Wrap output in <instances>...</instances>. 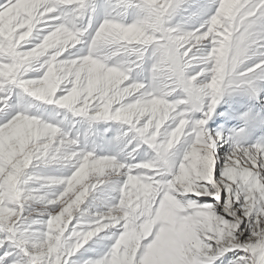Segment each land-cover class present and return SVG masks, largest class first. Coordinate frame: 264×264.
Listing matches in <instances>:
<instances>
[{"label":"snow or ice","instance_id":"snow-or-ice-1","mask_svg":"<svg viewBox=\"0 0 264 264\" xmlns=\"http://www.w3.org/2000/svg\"><path fill=\"white\" fill-rule=\"evenodd\" d=\"M188 2L0 0V264H264V117L208 125L261 99L264 0Z\"/></svg>","mask_w":264,"mask_h":264},{"label":"rangeland","instance_id":"rangeland-1","mask_svg":"<svg viewBox=\"0 0 264 264\" xmlns=\"http://www.w3.org/2000/svg\"><path fill=\"white\" fill-rule=\"evenodd\" d=\"M96 3L98 5L97 7V16L98 19L103 18L104 13V7L105 0H96ZM191 4V0L187 4L182 5V7L189 8V11H191L194 8V5L192 7H189ZM188 13H177L172 20V23L175 24L177 21L181 20H187ZM133 19L131 13L127 16V20L131 21ZM197 19L196 17H193L191 20H187L186 23L182 24V27L185 29H190L193 26H196ZM147 66V62H146ZM39 72H30L29 76H36L39 75ZM133 77H136V73L134 72ZM144 75L146 76L147 73L145 72ZM261 99L257 100L254 97H252L250 92H244L239 91L235 93H229L226 94L221 101V103L218 105L216 109V115L208 122L209 128L213 131H222L225 137H228L231 135L233 131H238L240 128L245 127L246 125V118L243 116L244 113H248L249 116H259L264 117V92L260 93ZM16 97L14 96L12 99V103H15ZM49 110H51V106H49ZM223 114V115H221ZM66 127L69 126L68 122H66ZM86 125L77 124L75 129H72L73 133L79 131L81 135L84 132ZM119 127L118 124H104V123H98L94 124L91 129H89V132L92 134H95L97 130H102L104 128H110L111 130L107 133L108 136H113ZM248 129L246 128V132ZM258 135V133H257ZM91 138V137H90ZM255 136H253V139ZM251 142V141H249ZM228 145L225 144L224 148L227 149ZM40 174H52L54 172V169L51 168H44L40 167L36 170ZM54 174L61 175L66 174V170L61 169L60 171L54 172ZM53 191V190H49ZM223 196V193L221 194ZM191 199L199 200V202L203 203L205 201L214 203L212 198L210 196H191ZM38 207V206H37ZM103 209L99 207V201L95 203V205L91 208H88V213L93 214L97 211H102ZM247 234V233H245ZM108 233L104 232L101 233L99 237L94 238L93 241H90L87 245H85L84 249H81L79 253L75 257H73V260H79L87 257H94L99 253H102L107 250L108 245L111 244V240L108 239H101V237L107 236ZM86 249H94V251H86ZM2 252V250H0ZM236 255H241L242 253L236 252ZM233 257V253H226L224 256L220 257L219 260L215 261L214 264H227V261Z\"/></svg>","mask_w":264,"mask_h":264},{"label":"clouds","instance_id":"clouds-1","mask_svg":"<svg viewBox=\"0 0 264 264\" xmlns=\"http://www.w3.org/2000/svg\"><path fill=\"white\" fill-rule=\"evenodd\" d=\"M124 38L136 39L137 38V34L132 32V31H129L128 33L125 34ZM44 92H45L44 89H40V90H38L37 94L42 96L44 94Z\"/></svg>","mask_w":264,"mask_h":264}]
</instances>
